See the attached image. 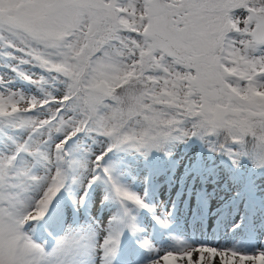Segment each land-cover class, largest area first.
<instances>
[{
	"label": "snow or ice",
	"instance_id": "obj_1",
	"mask_svg": "<svg viewBox=\"0 0 264 264\" xmlns=\"http://www.w3.org/2000/svg\"><path fill=\"white\" fill-rule=\"evenodd\" d=\"M0 264H264V0H0Z\"/></svg>",
	"mask_w": 264,
	"mask_h": 264
},
{
	"label": "bare ground",
	"instance_id": "obj_2",
	"mask_svg": "<svg viewBox=\"0 0 264 264\" xmlns=\"http://www.w3.org/2000/svg\"><path fill=\"white\" fill-rule=\"evenodd\" d=\"M211 238V237H210Z\"/></svg>",
	"mask_w": 264,
	"mask_h": 264
}]
</instances>
